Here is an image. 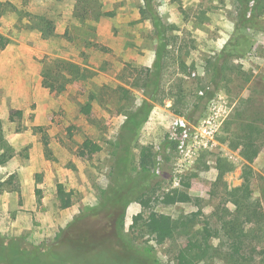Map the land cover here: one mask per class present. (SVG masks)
I'll list each match as a JSON object with an SVG mask.
<instances>
[{"label": "rangeland", "instance_id": "1", "mask_svg": "<svg viewBox=\"0 0 264 264\" xmlns=\"http://www.w3.org/2000/svg\"><path fill=\"white\" fill-rule=\"evenodd\" d=\"M0 2L7 3L0 21V121L14 153L0 166V236L35 247L54 246L51 255L43 249L36 258L25 255L22 263L143 264L141 251L158 264H176L170 244L159 246L150 235L133 229L134 216H148L153 210L174 218L194 215L200 226L208 220L215 223L225 188H240L246 179L253 198H263L264 134L259 154L250 163L241 149L230 147L229 129L238 128L234 118L241 101H252L246 120H264V0L259 7L255 1L246 6L240 0H152L168 29L162 103H151L143 89L142 74L154 70L160 45L153 22L141 14L146 0ZM242 12L251 19L246 24L241 23ZM179 58L187 63V73L177 64ZM216 61L229 63L224 75L215 78L209 62ZM63 62L74 64L78 74L66 71ZM179 88L190 106L182 116L175 114L169 98V92ZM204 88L213 98L189 121ZM117 89L127 93L116 94ZM144 102L151 104L147 121L134 134L127 132L126 115ZM88 103L93 105L91 117L81 113ZM177 120L187 126L182 149ZM120 139L129 142L121 179L139 176L143 148L155 154L156 164L141 182L146 190L138 188L139 196L123 202V232L133 233V239L128 238L139 252L120 253L126 244L104 226L106 239L92 231L86 241L56 246L57 237L76 218L99 207L104 193L116 186L114 167L124 146ZM88 140L103 150L81 155ZM222 170L231 171L219 180ZM153 176L158 179L151 181ZM59 185L70 195L68 208L58 197ZM172 189L188 194L190 202L161 204ZM149 199L146 210L141 201Z\"/></svg>", "mask_w": 264, "mask_h": 264}, {"label": "trees", "instance_id": "2", "mask_svg": "<svg viewBox=\"0 0 264 264\" xmlns=\"http://www.w3.org/2000/svg\"><path fill=\"white\" fill-rule=\"evenodd\" d=\"M78 1L81 3L86 0ZM254 1L259 7L262 0H240L242 5L246 6ZM6 7L7 3L0 2V21L6 11ZM141 14L143 17L151 19L160 41L156 53V66L154 70H147L146 73L142 74L145 77L143 89L145 96L151 103H162L160 95L164 86L165 69L167 68L166 63H163V58L168 54V29L152 8V0H146V8L141 10ZM240 20L241 23L246 24L251 19H248L246 12H242ZM0 49H4V44L0 46ZM222 57H219L217 60L219 63H221ZM216 62H209L215 78L224 75L226 66L229 63L219 64ZM177 64L181 67L182 73H187V63L182 58H179ZM62 65H64L66 71L78 74V70L74 64L63 62ZM178 87H180L179 84ZM179 89L177 92L171 90L169 98L173 101L175 114L182 116L185 115V110H190V106H188V102L186 101L184 90ZM204 89V95L197 97L198 104H193L192 106V110L188 115L189 121H193L192 115L196 111H202L203 108H206L213 98V92L210 89ZM120 90L122 89L113 91L117 94ZM123 93L126 94L127 92L124 91ZM241 103L242 106L237 110L234 118V121H237L238 128L234 131L231 128L229 129L231 131L229 134V144L233 150L241 149V156L244 160L251 163L258 156L262 146L264 120H246L248 108L251 107L252 101H241ZM92 110L93 105L88 103L82 106L81 113L87 117H91ZM150 111L151 104L148 102H144L138 108L132 109L126 115L123 128L127 132L134 134L147 121ZM119 141V145L122 144L124 146L122 149L118 148L119 150L121 149V154L118 156L117 164L114 167L118 172L115 181L116 186L109 188L104 193V200L99 207L88 210L82 216L76 218L75 222L69 226V229L64 230L57 237L56 246H61L64 243L77 239L86 241L88 238L90 239L92 231H96L105 238L106 235L102 227L104 226L105 228H113L115 237H118V240L123 245L124 243L126 244L125 247H122L123 251L120 253L139 252L132 245V240L128 238L133 239V233L129 232L125 234V231L123 232L127 209L123 202L126 198L139 196L140 189L146 190L140 188V186L143 181L142 179L147 175L150 167L156 164L155 154L151 148H143L140 153L139 165L141 173H139V176L133 179H121L122 175L127 171L129 142L123 144L122 139ZM1 149H3V152L0 154V166H3L13 158L14 153L12 147L6 144L0 121ZM80 150L81 155H86L100 153L103 148L98 143L88 140L82 145ZM228 171L231 170L220 171L219 180H222V177ZM157 179L158 177L153 176L151 181H156ZM250 185L249 180L246 179L240 188L232 190L225 188L223 194L224 204L215 212V223L208 220L204 222V225L200 226L194 215H183L174 218L170 215L151 210L148 216L140 213L133 217V229H138L142 234L150 235L159 246L170 244L175 250L174 260L176 264H205L215 261H223L227 264H264V191L262 199H255L253 198ZM1 187L2 185H0ZM138 188L139 190H137ZM57 193L60 201L64 203L63 208L70 207V195L66 192L63 185L58 186ZM190 200V196L181 192L180 189H172L165 193L159 201L165 206H171L179 203H188ZM150 201L151 199L141 201L144 209L148 210L150 208ZM228 204L233 206V210L228 207ZM108 245L116 250L112 243L108 242ZM53 247L50 244L35 247L27 244L20 238L0 236V262L3 264H26L22 263V258L25 255L28 254L36 258L43 252V249L51 250L48 252V255H51ZM140 253L142 254L140 260L143 264H158L153 262L144 252L140 251ZM48 257L50 258V256Z\"/></svg>", "mask_w": 264, "mask_h": 264}, {"label": "built area", "instance_id": "3", "mask_svg": "<svg viewBox=\"0 0 264 264\" xmlns=\"http://www.w3.org/2000/svg\"><path fill=\"white\" fill-rule=\"evenodd\" d=\"M175 127H176V131H178V134L180 135V148L182 149L184 146L185 140L188 137L187 126L183 120H177L175 122Z\"/></svg>", "mask_w": 264, "mask_h": 264}]
</instances>
